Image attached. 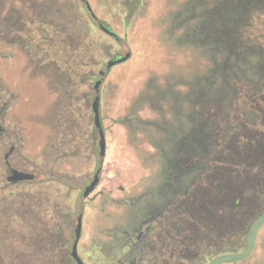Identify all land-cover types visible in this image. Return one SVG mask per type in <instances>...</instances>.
<instances>
[{
    "label": "rangeland",
    "instance_id": "rangeland-1",
    "mask_svg": "<svg viewBox=\"0 0 264 264\" xmlns=\"http://www.w3.org/2000/svg\"><path fill=\"white\" fill-rule=\"evenodd\" d=\"M26 1L0 0V22L6 17L11 27L21 30L20 35L9 31V38H0V105L6 103L0 124L11 135L9 145L16 146L9 158L11 166L37 173V180L32 186L14 187L10 196V189L0 190V218L17 217L18 224L26 220L33 229H39L38 221L50 220L51 214L45 208L48 193L62 206L59 213L49 209L57 214L53 224L61 231L55 244L48 248L45 260L72 264L69 252L76 216L81 212L77 252L84 264H121L119 247L126 238L123 230L127 220L139 218L138 214L147 215L151 203H162L169 194L168 183L174 179L169 176L186 164L175 162L178 157L171 150L170 139L179 141L189 133L192 124L196 125L194 116L199 119L218 113L216 120L220 123L227 103L242 101L243 93L252 91L255 83L264 78V0H251L252 9L246 14L242 13L244 6L233 5V0H207L204 7L192 4L194 0H143L134 17V5L127 9L124 0H87L94 15L126 39L130 51L126 61L109 68L99 88V115L106 140L103 158L98 149L87 147L82 135L83 120L79 124L78 149L66 156L71 148L66 135V145L61 150L66 154L55 157L59 153L57 131L66 128L57 125L63 95L58 91L52 64L45 62L41 70L38 56L30 55L26 44L34 43L36 34L32 24L23 22L34 11L39 16L41 7H47L51 12L48 19H56L64 35L84 18L90 20V15L80 0ZM240 19L252 25H235ZM128 21L125 32L123 24ZM102 33L93 23L90 36L85 35L86 44H92L88 50L94 53L91 65L74 70L77 103L84 101L82 97L90 84L92 99L95 95V78L86 79L84 70L89 69L97 77L99 70L106 67V54H116L119 49L109 37L107 44L101 45ZM54 47L60 49L59 55L71 60L74 52L68 42L52 47L44 44L43 50ZM40 49L39 53L44 54ZM231 80L235 81L234 86ZM235 95L238 99H232ZM211 107H216L217 112L211 113ZM131 114L141 120H121ZM212 128L209 123L208 134ZM95 137L97 141L98 133ZM206 141L200 143L202 150ZM164 155L169 156L167 161ZM98 165L99 182L84 198V181L92 179ZM219 171L215 172L216 181L224 174ZM61 180L63 184H59ZM132 198L137 199L132 205L122 202ZM9 210L12 214L6 215L4 212ZM220 229L226 228L221 225ZM263 229L264 226L258 229L252 252L240 264H251L256 258L261 263ZM27 233L18 227L6 233V253L13 256L17 251L38 249L35 241L23 239Z\"/></svg>",
    "mask_w": 264,
    "mask_h": 264
},
{
    "label": "trees",
    "instance_id": "trees-1",
    "mask_svg": "<svg viewBox=\"0 0 264 264\" xmlns=\"http://www.w3.org/2000/svg\"><path fill=\"white\" fill-rule=\"evenodd\" d=\"M24 1L27 3L26 0ZM28 5L30 6L31 3ZM126 5L127 4H125V6ZM41 8L42 12L39 16L37 15V12L34 11L33 16L29 17L28 20L26 19L27 21L23 22L29 25L32 24L31 26H33L34 34H36L34 37L36 41L34 43L29 41V43L26 44L30 55L38 56L37 61H40L38 63L42 65L41 70L44 69L43 66L48 61L50 64H52V66L55 68L54 74L57 78L58 91L63 95L64 103L58 112L59 118L57 119V125H65L66 128L63 127L62 130L58 129L57 131L58 138L56 140V148L58 149L57 151L59 153L55 157H59V155L60 157H63L64 154H66L61 152V150H63L64 146L66 145V142L64 141L66 135L68 136L67 144L70 142L71 147L70 150L67 151L70 153H67L66 156L70 157L72 155L71 153H74V151L78 149L81 138L79 130V124L81 123L80 120L84 121L85 130L82 135L86 138L87 147H92L96 150L98 149V140L96 141L95 137L97 131L94 127L93 113L91 108L93 101L91 84L88 88V92L84 93V96L82 97V100H84L82 103H77L78 101L76 102V98H74V91L77 86V82H75L74 70L76 67L83 66L86 68L88 65H91V56L94 53V50L92 53L90 48L88 50L87 46L92 44L90 42L86 44L85 35L87 33L90 36L91 28L94 22L91 17L90 20L84 18L80 24H77L76 27L74 26L73 30L69 31L67 34H64V36L62 35L63 33L61 31V27H58L59 24L55 22L56 19H53V21L48 19L50 15L47 14L51 13L50 10L47 7ZM87 12L90 15V11L87 10ZM136 13L138 12H134L133 17ZM6 19L7 18L4 17L2 22H0V38H9L7 37L9 31H14L20 35L21 30L11 27L9 24L10 22H7ZM129 24V21L124 22L123 28L125 32H127ZM23 30L26 29L24 28ZM83 30H85L84 35L82 34ZM28 32L29 29L27 30V33ZM102 34L104 37L102 38L103 41L101 42V45H106V38H108V36L105 35V33ZM89 39L92 40L93 38L90 37ZM65 41L68 42L69 48H71V50L74 52L70 61L59 55V48L54 47V49L52 48L51 51L49 49L43 50L44 44H48L49 47H52L53 45L60 46L61 44L65 43ZM112 41L114 40L112 39ZM122 42V46L119 42H113L119 46L116 54L122 53L123 55L124 52H130L125 38H122ZM39 48H41L40 50H43L44 54L42 52L39 53ZM76 52H79L78 57L75 56ZM106 55L107 58L111 56V54ZM83 58L85 60H83ZM88 71L89 69L87 71L84 70V76ZM92 78H95L94 83L99 79L95 74H91L90 78L87 77L86 79L91 81ZM235 84L236 83L233 80L232 85L234 86ZM255 85L256 86H253L252 91L250 90L249 93H243L242 101L236 102L235 98L238 96L235 95L232 98L235 99V101H233V103L232 101L227 103L223 109L224 113L221 115L222 119L221 125L219 127V133L216 132L218 134L217 136H211L208 142L206 141L207 146L205 145V150L201 151L196 148V151L194 153L191 151V153H189L190 157L188 156L190 158L189 161H201V164L198 168L190 169V180H194V183L205 186L210 182H214L216 180L215 178L213 179L215 172H220L219 170H221V172L224 174L222 175V178H217L216 182L230 183L233 186H238L240 190V193L236 196L233 202L235 204L236 211V225L234 235L235 241L232 244H227V235L225 233H220V250H224L223 252L219 253L218 256L211 258L209 260V264H220L232 260H241L249 256L254 248L257 231L264 222V212H261L260 210L264 208V190L262 189L264 184V155L260 156L258 154L260 152H264V78L258 83H255ZM5 105V101L0 105V115L3 112ZM211 108V113L217 112L216 107ZM205 111L209 113V110L205 109ZM235 111L239 113L237 117L234 116ZM216 118H218V116L216 117V115L209 114H205L199 119H195L194 116L196 125L192 124L189 130H191L192 127L196 129L201 127L204 129V133H209L207 129L209 123L214 124ZM189 132L192 133V130ZM259 134H261L263 138ZM60 139L62 141H60ZM235 139H240L236 143L237 147L235 149H242L246 152H250V150H252L257 154L254 153L256 155L251 156V158L247 157L246 155L239 158L235 157L232 160L228 158L230 156L229 153ZM214 141H216V143H214ZM1 143L3 145L2 150L0 151V190L3 191L7 188L10 189L11 193L8 195L10 196L13 192L12 190L16 189L14 187H19L23 184L30 186L34 185L37 180V173L31 172L34 174V178L32 180H27L28 182L8 181V175L5 173L6 166L4 164L3 154L8 150L7 147L9 142L1 141L0 144ZM99 167L100 165H98L97 168ZM60 182L61 183L59 184L64 183L62 180ZM38 190L39 188H36V191ZM16 192L17 191H15V193ZM48 196L49 195L47 193L45 208L51 214L50 220L47 222L38 221L36 224L39 226V229H33L30 224L26 222V220H23L21 221L22 223L18 224L17 222L19 221L17 217H12L11 220H8L5 216L0 218V264H55V262L50 261V259L45 260V255L48 254V248L55 244L57 240L56 238H58L60 234L61 227L56 228L55 224H53V219L56 218L57 214L51 212L49 209L56 210L59 213V210L62 208V206L59 204V199H54L55 197L50 199ZM256 206H259V209L255 210ZM18 207L23 209V207L20 205ZM4 213L6 215L7 213H10L11 215L12 210L6 211ZM253 214L254 216L258 214L259 215L256 219H253ZM50 222L52 223L50 224ZM16 223L18 225H15ZM15 227L21 228L28 232L27 234H24L23 239L35 241V244L38 248L35 250L37 251H30V249L28 251H17L15 254H13V256L10 255V252L6 253V244L3 243V240H7L6 233L13 232ZM52 227H54V231L51 230ZM7 256H9V261L7 260Z\"/></svg>",
    "mask_w": 264,
    "mask_h": 264
},
{
    "label": "flooded vegetation",
    "instance_id": "flooded-vegetation-1",
    "mask_svg": "<svg viewBox=\"0 0 264 264\" xmlns=\"http://www.w3.org/2000/svg\"><path fill=\"white\" fill-rule=\"evenodd\" d=\"M141 2L143 3L144 1H125V3H127V9L134 5L133 12H136L135 9H138V6L141 4ZM191 3L198 5L199 7L208 5L207 0H194ZM191 3L189 4L192 5ZM232 3L233 5L237 6L242 4L244 6L242 11L243 14L250 13L253 5L251 0H233ZM216 4H219V2H216ZM208 7L211 8L210 5ZM89 13L91 19L96 25H98V27L99 24H103L109 30L113 31L110 26L102 23L96 17V15H91V12ZM242 20L243 19L238 20L235 25H239L240 27L244 26L245 24H250V26L252 25V23H247L244 21L247 20V17L243 21ZM101 31L109 38L119 42L121 46L123 45L122 38L119 37L115 31H113L116 34L115 36L110 35L103 30ZM125 53L126 52H124L123 55ZM119 56H122V53L111 55L107 62ZM108 70L109 69L106 70V68L102 69V71H104L103 78ZM100 71L101 69L99 72ZM90 76L91 72L88 71L86 77L90 78ZM98 78H100L99 73ZM236 111L234 112V116L237 117L239 113ZM129 118H134L137 120L140 119L139 117H135L133 114H131L126 118H122L121 120H128ZM212 125V133L210 134L204 133V129L201 127H199V129L193 127L191 129L192 133L189 132V134L187 132L186 135L182 137V139L179 141L177 140V144H175L177 141L173 142L172 139H170L171 150L173 154L178 157L175 162L180 160V163L186 164L183 166V168L181 166L176 168L174 173L169 176V178H173L174 176V179L168 183L169 194L162 203H151V209L148 211L147 215H143L144 213H142L136 215V217L140 215L139 218L127 220V228L123 230V232L126 234V238L119 247V257H121V264H209V260L211 258L218 256V254L224 250H220V233H225L227 235V244L234 243L236 211L235 204L233 202L236 196L240 193L238 186H233L230 183L225 182H216V180L214 182L208 183V185L202 186L194 183V180H190V169L198 168L201 164V161H188L190 159L189 153H191V151L194 153L196 148L204 151L201 149L203 145L200 143H202L205 139L208 142L211 136L213 137L218 135L216 132L219 133L221 122L219 123V119H217ZM259 135L261 136V134ZM261 137L263 138V136ZM10 140V133L6 131V128L0 125V142H9ZM239 140L240 139H235L229 153L230 156L228 158L232 160L235 157L239 158L244 155L251 158V156L257 154L252 150H250V152H246L242 149H235L237 147L236 143ZM214 143H216V141H214ZM2 145L3 144L1 143L0 151L2 150ZM175 145H178V147ZM15 147V145L10 144L8 150L3 154L4 164L6 166V175L9 174V169L12 168L9 158L14 152ZM8 152L9 154L7 158H5V155ZM258 154L261 156L264 155V152H260ZM163 157L166 161L169 158L168 155H164ZM187 163H189V165ZM175 166L177 167V164H175ZM97 169L98 168L95 169V172ZM214 178L215 175L213 176V179ZM91 180L84 181V188L90 183ZM23 182L28 181L23 180ZM192 188L193 192H190ZM262 189L264 190V184ZM136 200V198H132L125 201L122 200V202L131 204ZM87 203L85 201V204ZM257 209H259V206H256L255 210ZM260 210L261 212H264V208ZM258 215L254 216L253 214L252 216H254V218H252L256 219ZM79 216H81L82 220L81 212H78L76 216V224L77 218ZM221 225L225 226L226 229H220ZM261 226H264V222L261 224ZM262 234V240L264 241V229ZM246 258L223 262L220 264H240L241 261ZM69 260L72 262V264H76L75 260L70 256V252ZM258 260L259 259L256 258L251 264H264V249L262 252L261 263H258Z\"/></svg>",
    "mask_w": 264,
    "mask_h": 264
},
{
    "label": "water",
    "instance_id": "water-1",
    "mask_svg": "<svg viewBox=\"0 0 264 264\" xmlns=\"http://www.w3.org/2000/svg\"><path fill=\"white\" fill-rule=\"evenodd\" d=\"M85 4V7L88 11L91 12V15H94V13L92 12V9L88 3L87 0H80ZM99 28L101 30H103L104 32L110 34V35H116L113 31L109 30L106 26H104L103 24H99ZM130 57V53L126 52L124 55L116 57L114 59H111L107 62L106 64V70L109 69L111 66L121 63L123 61H126L128 58ZM100 78L98 80L95 81L94 83V92L96 93V95L93 98L92 104H91V108H92V113H93V123H94V127L95 130L98 133V150H99V156L101 158L104 157L105 154V150H106V140H105V134L102 128V124H101V120H100V115H99V95H98V91H99V86L100 83L102 81L103 75H104V71H100ZM12 149V148H11ZM10 149V150H11ZM9 152L5 155V158H7ZM99 172H100V168H98L96 170V172L93 175L92 180L90 181V183L83 189L82 191V196L83 197H87L96 187V185L99 182ZM34 178V174L31 172H27V171H23V170H19L16 168H10L9 169V174L7 176V180L10 182H18V181H23V180H32ZM81 229H82V220H81V216H79L77 218V224H76V228H75V235H74V239L72 242V246H71V251H70V256L75 260L76 264H84L83 261L81 260V258L78 255L77 252V245H78V241L80 239L81 236Z\"/></svg>",
    "mask_w": 264,
    "mask_h": 264
},
{
    "label": "crops",
    "instance_id": "crops-1",
    "mask_svg": "<svg viewBox=\"0 0 264 264\" xmlns=\"http://www.w3.org/2000/svg\"><path fill=\"white\" fill-rule=\"evenodd\" d=\"M148 11H149V13H148V20H151V3L149 5ZM140 20H142V19H140ZM142 22H144V21H142Z\"/></svg>",
    "mask_w": 264,
    "mask_h": 264
}]
</instances>
